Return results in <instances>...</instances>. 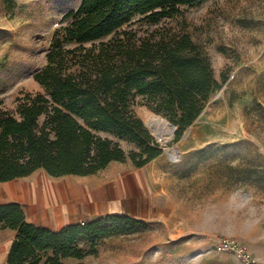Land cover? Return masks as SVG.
Masks as SVG:
<instances>
[{"label": "rangeland", "instance_id": "obj_1", "mask_svg": "<svg viewBox=\"0 0 264 264\" xmlns=\"http://www.w3.org/2000/svg\"><path fill=\"white\" fill-rule=\"evenodd\" d=\"M81 3L0 0V106L14 110L19 97L44 91L35 73L68 24L64 15ZM130 28L190 35L210 58L218 87L196 121L180 136L176 125L169 139L151 119L175 124L137 98L134 112L163 147L154 164L157 191L132 199L145 227L107 237L97 255L65 264H241L216 250L223 236L264 253V0H204L156 24L137 17ZM119 142L127 153L138 150ZM123 163L136 167L130 157Z\"/></svg>", "mask_w": 264, "mask_h": 264}, {"label": "trees", "instance_id": "obj_2", "mask_svg": "<svg viewBox=\"0 0 264 264\" xmlns=\"http://www.w3.org/2000/svg\"><path fill=\"white\" fill-rule=\"evenodd\" d=\"M203 1L82 0L67 12L68 24L35 73L44 91L19 97L14 110L0 106V183L39 169L55 177L85 176L128 157L136 167L159 157V143L133 110L137 98L177 125L180 136L218 83L210 58L190 35L142 36L130 27L137 17L156 24ZM119 140L138 150L127 153ZM83 222L53 230L29 222L18 202L0 204L1 228L17 231L8 263L81 260L97 255L105 238L145 227L121 213Z\"/></svg>", "mask_w": 264, "mask_h": 264}, {"label": "crops", "instance_id": "obj_3", "mask_svg": "<svg viewBox=\"0 0 264 264\" xmlns=\"http://www.w3.org/2000/svg\"><path fill=\"white\" fill-rule=\"evenodd\" d=\"M157 158L134 168L113 161L99 172L85 176L55 177L39 169L29 176L1 182L0 204L18 202L24 206L29 222L53 230L114 213L139 219L132 209V199L139 193L146 195L157 191L154 165ZM39 214L46 217L47 222ZM16 234V230L0 226V264H9V249ZM250 249L264 262L263 252H255L251 246ZM68 260L79 259L67 258L65 262Z\"/></svg>", "mask_w": 264, "mask_h": 264}, {"label": "built area", "instance_id": "obj_4", "mask_svg": "<svg viewBox=\"0 0 264 264\" xmlns=\"http://www.w3.org/2000/svg\"><path fill=\"white\" fill-rule=\"evenodd\" d=\"M156 141L159 143L160 148L163 149L158 139H156ZM215 247L218 251H229L233 253L241 264H264L262 260L253 254L247 244L237 238L227 236L220 237L215 243Z\"/></svg>", "mask_w": 264, "mask_h": 264}, {"label": "bare ground", "instance_id": "obj_5", "mask_svg": "<svg viewBox=\"0 0 264 264\" xmlns=\"http://www.w3.org/2000/svg\"><path fill=\"white\" fill-rule=\"evenodd\" d=\"M150 124H151L152 128L155 131H157V133L159 135H162V133L165 134V132H167L168 133V135L166 136L167 139L170 138L171 133L173 132V130L175 128V125H173L172 123L163 119L160 116H155L154 118H152ZM167 152L171 153L172 155L174 154L173 150L169 149V148H167ZM176 158H178V156L177 157L172 156V159H176Z\"/></svg>", "mask_w": 264, "mask_h": 264}, {"label": "water", "instance_id": "obj_6", "mask_svg": "<svg viewBox=\"0 0 264 264\" xmlns=\"http://www.w3.org/2000/svg\"><path fill=\"white\" fill-rule=\"evenodd\" d=\"M175 128H176V125H175Z\"/></svg>", "mask_w": 264, "mask_h": 264}]
</instances>
